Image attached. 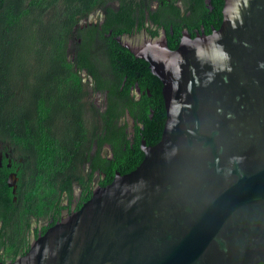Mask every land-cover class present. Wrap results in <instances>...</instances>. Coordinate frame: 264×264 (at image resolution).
<instances>
[{
  "label": "water",
  "instance_id": "obj_1",
  "mask_svg": "<svg viewBox=\"0 0 264 264\" xmlns=\"http://www.w3.org/2000/svg\"><path fill=\"white\" fill-rule=\"evenodd\" d=\"M222 12L174 49L141 45L162 84L159 140L0 264L264 263V0Z\"/></svg>",
  "mask_w": 264,
  "mask_h": 264
},
{
  "label": "flooded vegetation",
  "instance_id": "obj_2",
  "mask_svg": "<svg viewBox=\"0 0 264 264\" xmlns=\"http://www.w3.org/2000/svg\"><path fill=\"white\" fill-rule=\"evenodd\" d=\"M223 7L224 0H98L92 8L81 14L77 13V19L66 31L62 60L70 65L73 73L68 77H75L84 93L75 98L73 95H63L64 104L61 105L66 107H62L61 111L65 112L63 116L58 114L62 118L60 122L56 120L51 124L52 117L49 113L45 119H48V127L55 125L56 129L66 125L68 113L82 111L86 139L78 148L82 161L76 170L83 169L85 175L92 172L91 190L108 183L106 172L97 168L99 155L109 160L102 164L108 169L109 165L115 164L119 153L131 150L136 152L138 148L142 151L143 144L152 145L149 143L152 140L148 132L150 124L140 109L145 100L155 106L161 100L155 98L146 85L148 76L144 75L149 67L143 58L136 56L138 49L149 39H163L169 48L174 49L186 36L195 38L210 34L222 23ZM137 37L141 38L140 42L132 43ZM16 51L19 54L24 52ZM31 52L35 51L32 49ZM18 61L16 59L14 63ZM142 62L147 65L139 66ZM128 70L137 73L136 79L125 74ZM12 81L15 87L13 100L17 104L18 114L21 103L34 106V89L27 88V97H21L20 80L15 78ZM126 92L132 108L128 107L130 103L124 95ZM4 94L0 69V261L8 262L24 254L31 242L48 227L75 211L82 196V188L77 181L72 182L70 209L68 211L67 208H62L58 218L54 217L55 213L52 211L37 216L30 214L26 219L20 218L21 205L17 202L19 191L28 184L36 170V161L32 154L21 150L20 144H13L5 136L7 132L4 125L11 124L13 120L6 118L8 115L5 113ZM48 99L49 97L40 98L44 101L45 108ZM68 102L70 106H67ZM113 107L123 111L122 115L111 122L112 126L116 125L112 127L116 130L114 136L106 133L110 127L106 117L112 113ZM131 109L133 114L130 113ZM101 114H105V120ZM153 114L154 108L151 107L150 119ZM33 116L36 118L35 114ZM87 118L94 122L92 127L88 126ZM117 171L118 169H114V174ZM68 203L63 193L59 206Z\"/></svg>",
  "mask_w": 264,
  "mask_h": 264
},
{
  "label": "trees",
  "instance_id": "obj_3",
  "mask_svg": "<svg viewBox=\"0 0 264 264\" xmlns=\"http://www.w3.org/2000/svg\"><path fill=\"white\" fill-rule=\"evenodd\" d=\"M97 1L0 0L2 11L0 13V69L4 83L5 113L8 115L6 118L10 121L13 120L11 124L4 125L7 132L5 136L14 142L13 144H20L21 150L32 154L36 161V170L28 184L19 191V201L17 202L21 205L20 218L22 219H26L30 214L37 216L49 211L54 212V217L58 218L62 208H67L69 211L73 181H77L82 188V196L75 210L91 195L92 172L85 175L80 170H76L77 165L79 166V162L82 161V155L78 148L86 139L82 111L72 113L66 111L68 113L66 125L56 127V129L55 125H52L51 128L48 127V119L45 118L49 113L52 117L51 124H54L56 120L60 122L62 118L58 114L63 116L65 112L61 110L62 107H66L61 105L64 104L63 95L68 97L73 95L75 98L80 93H84L78 80L75 77H68L73 73L70 65L62 60L63 43L66 31L77 19V13L81 14L92 8ZM49 11L51 12L46 19L45 15ZM20 44L24 46V52L21 54L16 51ZM32 49L35 51L34 53L31 52ZM16 59L19 61L15 64ZM31 61L32 63H30ZM142 63L139 66L147 65L145 62ZM145 71L144 76H148L146 85L150 88L153 96L161 100L156 106L145 100L141 105L142 109H140L141 114H145V118L150 124L148 132L152 140L149 143L154 144L160 138L165 120L161 94L162 84L155 75L150 73L149 69ZM123 74L120 76L121 79ZM125 74L136 79L137 73L134 70H128ZM15 78L20 80L19 94L21 97H27V88L34 89V106L21 103L18 107V114L16 112L17 104L13 100L15 87L12 84V79ZM124 95L130 103L128 107L132 108L130 98L127 97L128 92ZM43 97H49L47 108L43 107L45 103L40 100ZM67 106H70L69 102ZM151 107L154 108L152 119L149 117ZM144 109L146 111H143ZM122 113L123 111L115 110L113 107L112 113L106 117L110 122L107 134L112 133V136L116 134V130L112 128L116 125L112 126L111 122ZM130 113L133 114L132 109ZM34 114L36 118H34ZM105 114H101L104 120ZM131 151L119 153L115 164L109 165L108 169H105L102 164L108 163L109 160L98 156L97 168L99 171L106 172L108 182L114 176V169H118L123 174L131 171L141 162L143 152L139 148L136 152ZM63 193L69 203L59 206Z\"/></svg>",
  "mask_w": 264,
  "mask_h": 264
},
{
  "label": "rangeland",
  "instance_id": "obj_4",
  "mask_svg": "<svg viewBox=\"0 0 264 264\" xmlns=\"http://www.w3.org/2000/svg\"><path fill=\"white\" fill-rule=\"evenodd\" d=\"M50 12H51V11H49V12L46 13V15H45V18H46V19L48 18ZM140 40H141V38H140V37H137L135 40H132V43L136 44V43L140 42ZM17 50H18V52H22V51L24 50V46H23V44H20V45L17 47ZM87 119L89 120V118H87ZM87 119H86V120H87ZM88 120H87V122H88ZM93 123H94V122H93ZM93 123L91 122V120H89L88 126H91V127H92V126H93V125H92ZM80 167H81V166H80ZM80 171H81L82 174L85 173L83 169H81ZM74 191H75V194H76V193H77V187H75V190H74Z\"/></svg>",
  "mask_w": 264,
  "mask_h": 264
}]
</instances>
